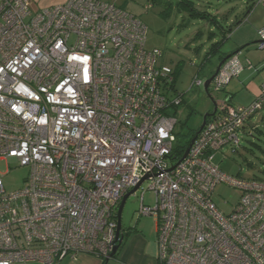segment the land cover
Returning <instances> with one entry per match:
<instances>
[{
	"label": "built area",
	"instance_id": "built-area-1",
	"mask_svg": "<svg viewBox=\"0 0 264 264\" xmlns=\"http://www.w3.org/2000/svg\"><path fill=\"white\" fill-rule=\"evenodd\" d=\"M256 32L264 52V26ZM146 35L100 0H0V159L29 170L18 191L0 180V264L106 259L120 202L142 180L135 193L147 183L155 205L141 195L137 216L153 219L158 264H264V180L229 176L216 160L240 147L264 82L248 105L217 101L181 160L169 110L183 98ZM243 70L230 57L210 87L222 92ZM200 85L195 77L191 88ZM219 185L240 192L228 214L212 201Z\"/></svg>",
	"mask_w": 264,
	"mask_h": 264
},
{
	"label": "rangeland",
	"instance_id": "rangeland-1",
	"mask_svg": "<svg viewBox=\"0 0 264 264\" xmlns=\"http://www.w3.org/2000/svg\"><path fill=\"white\" fill-rule=\"evenodd\" d=\"M100 1L113 4L139 19L147 28L145 48L149 51L159 50L161 52L159 64L170 68L174 73L175 93L182 95L183 98L180 106L169 110V113L177 120L173 136L175 144L178 146H185L192 134L201 126L203 116L213 111L214 103L223 93L228 92L234 95L232 99L234 106L250 104L253 95L244 84L248 82L252 83L254 87H259L264 80V69L257 72L254 69L246 68L247 62L252 67L264 63V52L257 49L256 42L259 39L254 21V18L264 17L263 5L254 6L242 24L233 28L230 37L220 48L222 55L239 50L238 60L244 70L238 78L231 80L224 91L217 93L213 91L212 87H209L208 94H206L203 83L214 74L219 64L218 54L211 56L208 62L202 64L209 43L207 37L214 28L197 20L188 21L187 15L179 12L176 8L181 0H165V2L171 3V7L168 8L164 5L165 3L161 5L157 0ZM191 1L198 4V9L209 13L212 12V6L215 10L219 8L217 0ZM250 1L222 0L220 3L224 5L225 10L234 8L236 15H240L246 11V3H251ZM148 6L150 8L146 11ZM198 33H201L202 36L197 40ZM235 41L241 45H235ZM195 77L201 81V85L191 88ZM248 125L245 133L243 131L239 133L241 142L237 152L231 153L230 150L225 149L224 159L218 156L216 160L221 171L229 176L264 180V107L249 121ZM28 172L27 167L19 166L10 160L0 159V180L7 193L20 190L24 186ZM147 186L148 184L145 183L144 190L128 197L122 213V226L123 228L133 227L139 220L141 232L154 238L153 219L137 216L141 195H143L145 206L153 208L155 205V196L152 191L147 189ZM239 198L238 190L219 185L213 193L212 201L220 212L228 214L236 206Z\"/></svg>",
	"mask_w": 264,
	"mask_h": 264
},
{
	"label": "crops",
	"instance_id": "crops-1",
	"mask_svg": "<svg viewBox=\"0 0 264 264\" xmlns=\"http://www.w3.org/2000/svg\"><path fill=\"white\" fill-rule=\"evenodd\" d=\"M65 1L66 0H31V3H32V7L34 9H41V8H47V7L59 5V4L64 3ZM213 1H216V0H213ZM220 1H222V0H217V2H218L217 6L219 7L218 9L215 10V8L212 6V8H213L212 12H210V13L208 11L207 12L209 14H211L212 16H216L222 25H224L226 27L231 26L232 24L240 21L244 17V13L246 11L240 15H236L234 8H230L228 10H225L224 5H222V3H220ZM250 2H252V0ZM207 4H209V3H207ZM249 4H251V3H249V2L246 3V8L248 7ZM176 8L179 10V12L184 13L182 6H178ZM194 8L197 10H200V9H198L197 3H194ZM194 20H197V19H194ZM197 21H200L201 23H207V22H204L202 20H197ZM254 21H255V25H256L255 28L256 29H259V28L264 26V17H262L261 19L254 18ZM207 24L215 29V30L213 29V31H210L208 34L209 36L207 37V40L209 42L208 47H210L211 44L217 42L220 39L221 35H220V32L217 29V27H215L214 25H212L210 23H207ZM201 36H202V34L198 33L196 36V39L197 40L200 39ZM237 41H239V40H237ZM234 44L237 46L241 45L236 41ZM208 47H207V50L205 51V54L209 51ZM238 53H239V50H237L236 52L230 53V54H223V56L225 58L229 55H231V56L239 55ZM217 54L219 56L222 55L221 51ZM222 60H220V58H219L218 59L219 63ZM254 67H259V66L256 65ZM261 70H263V69H261ZM261 70H259V71H261ZM230 82H229V84H230ZM263 82H264V80L262 81V83ZM247 83L248 82H246V84H244V85L246 86V88L248 90H250L252 92V95H253L252 101H254L256 96L258 95V92H259V89H260L262 83L259 85V87H254L252 83H248V84ZM224 90H225V88H224ZM233 97H234L233 94L227 92V93H223L217 101L227 100L228 103L233 105L232 104ZM239 105L245 106L248 104H244V105L239 104ZM235 106H237V105H235ZM209 113H211V112H209ZM247 127L245 128L244 133L246 132ZM138 221L139 220H137L135 226H133V227L123 228L124 239H123L122 246L118 250V253L115 256V258H113L111 261H109L108 264H158V262H157L158 248H157V242H156V234H155L154 238L153 237L151 238L150 236H147L146 234L141 232V230L139 229V224H138L140 221L139 222ZM102 262H103V260H100L96 257L91 256V255L85 254V255H80L77 258V260H75V261H73L69 258H65L63 260L58 261L55 264H102ZM20 264H43V263L25 262V263H20Z\"/></svg>",
	"mask_w": 264,
	"mask_h": 264
},
{
	"label": "trees",
	"instance_id": "trees-1",
	"mask_svg": "<svg viewBox=\"0 0 264 264\" xmlns=\"http://www.w3.org/2000/svg\"><path fill=\"white\" fill-rule=\"evenodd\" d=\"M157 1L161 5H163L165 3L164 5L167 6V8L168 7H171V3L169 1L168 2L167 1L165 2V0H157ZM178 4L179 5H177V7L178 6H182L183 7L184 13L187 15L188 21L194 20V19L202 20L204 22H207V23H210V24L214 25L215 27H217V29L220 32V35H221L220 39L217 42L211 44V46L209 47V51L206 53V55L204 57V60H203L202 64H205L206 62H208L210 60L211 56L216 55L217 53L220 52V47L223 45V43L225 42V40L230 37V34L233 31V28H236L240 24H242V22L244 21V18L249 14V12L256 5V0H252L251 4L248 5V7L246 8V12L244 13V17L240 21L235 22L234 24H232L231 26H228V27L222 25L220 23V21L217 19L216 16H212L207 11L195 9L194 8V3L191 0H181L180 3H178ZM219 58H220V60H222L224 58V56L221 55V56H219ZM173 75H174V73H173ZM263 107H264V105H263ZM248 123H247V125H248ZM246 126L242 130L243 132H244ZM197 131H195L192 134L191 138L186 142L185 146H180V145L179 146L178 145L175 146V148H174V155L175 156L179 157V156H181L184 153V150L188 146V144L191 141V139L195 136V134H196ZM254 179H256V178H254ZM122 235L124 237L123 231H122ZM102 264H105L104 263V260H103Z\"/></svg>",
	"mask_w": 264,
	"mask_h": 264
},
{
	"label": "water",
	"instance_id": "water-1",
	"mask_svg": "<svg viewBox=\"0 0 264 264\" xmlns=\"http://www.w3.org/2000/svg\"><path fill=\"white\" fill-rule=\"evenodd\" d=\"M259 42V41H258ZM256 42V43H258ZM232 57L231 55L225 57L217 66L214 74L209 78L207 79L204 83H203V89H204V92L206 94H208V90H209V87H210V84L211 82L213 81L214 77L216 76V74L218 73L219 69L222 67V65L230 58ZM215 103H214V109H213V112L212 113H207L203 116L202 118V123H201V126L199 127L198 131L196 132L195 136L191 139L190 141V144L188 145V148L185 150L181 160H183L186 155L188 154V151H189V147L192 145V143L194 142L196 136L200 133V131L203 129L204 125H205V122H206V119L208 117H211L214 112H215ZM143 180L140 182V184L135 187L134 189H132L131 191H129L126 195L123 196L121 202H120V205L118 207V211H117V228H116V232H115V246L112 250V252L110 253V255L104 260V263L105 264H108L109 261H111L118 253V250L120 249V246L122 245L123 243V235H122V231H123V226H122V213H123V209H124V205L128 199V197L130 195H133L135 194V192L138 190L139 186L142 184Z\"/></svg>",
	"mask_w": 264,
	"mask_h": 264
}]
</instances>
